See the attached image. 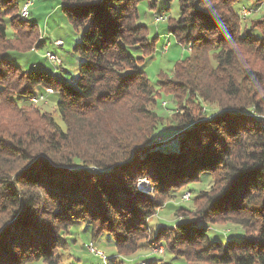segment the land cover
<instances>
[{"label":"trees","instance_id":"16d2710c","mask_svg":"<svg viewBox=\"0 0 264 264\" xmlns=\"http://www.w3.org/2000/svg\"><path fill=\"white\" fill-rule=\"evenodd\" d=\"M244 1L179 0L176 20L158 15L189 55L153 87L142 67L157 37L137 20L139 4L154 9L157 0H59L80 33L76 71L62 79L45 56L50 73L9 60L32 51L23 32L40 30L30 7L25 19L18 0H0V104L18 111L6 126L0 119V264H61L64 235L79 223L89 244L111 237L118 256L147 241L189 264H264V18L246 23L264 0L254 9ZM38 88L56 95L63 128L20 109ZM166 94L195 106L174 115L176 143L155 136ZM205 104L216 107L209 116ZM203 175L212 182L195 211L153 235L148 221L164 199ZM220 222L239 227L242 240L210 241L208 227Z\"/></svg>","mask_w":264,"mask_h":264},{"label":"rangeland","instance_id":"374dc122","mask_svg":"<svg viewBox=\"0 0 264 264\" xmlns=\"http://www.w3.org/2000/svg\"><path fill=\"white\" fill-rule=\"evenodd\" d=\"M178 1L179 0H157L154 9H150L149 4L146 2L141 3L138 6L139 17L137 25L146 28L148 32V40L151 41L157 37L155 53L142 67L153 87H156V82L160 73H165L167 75L171 74L174 65L189 55V52L178 46L172 37H167L165 30L166 23L163 19L157 17L164 13L167 18L176 20L178 18ZM18 2L20 3V6L27 2H31L32 5L29 9L27 20L36 23L40 31H38L36 36H29L27 33L23 32L22 36L26 37V41L31 43L32 51L23 55L10 54L8 55L9 60L15 64L17 63L16 65L20 68L26 67L28 70H44L50 73L51 67L46 64L43 58L50 50L57 55L56 57L59 59L58 64L62 66V70H59L57 73L58 77L61 79L73 77L79 58L74 54L72 49L75 43L79 41L80 33L73 30L72 26L63 16L59 0H18ZM241 3V6H244L245 8L254 9L256 6V0H246ZM236 10H238V7H236ZM252 12L254 13L247 18L246 23L255 19L264 18V3L260 5L258 10L256 9ZM246 13L248 14V12ZM7 33L10 34L11 31L7 29ZM258 34L257 31H254L255 36H258ZM42 39L45 40L40 41ZM165 41L168 43L164 49H161V45L164 44ZM56 42H60V46H56ZM37 43L41 45V48H35ZM131 54L138 56L137 51L132 50ZM22 70L28 72V70H25L24 68H22ZM44 94L45 93H43L41 89H36L34 91V95L37 98V100H35L36 102L30 100L25 105L19 104L22 106L20 109L30 113L32 111L47 113L54 118L60 127L63 128L60 117L56 111V95L51 93L45 97ZM158 100L159 105L156 111L158 115L163 118V125L162 129L159 128L157 130L155 136H159L162 140L172 136V139L170 140H174V143H176L179 135L173 133V129L175 128L172 121L174 115L183 111L181 106L188 108H195V106L190 103H183L181 99L173 98L171 95L167 96V94L161 98L158 96ZM204 108L206 110L205 113H208V116L216 110L215 106L209 107V105L206 104L204 105ZM203 111L204 110H201V112ZM17 113L18 111L15 112L7 105L0 104V119L4 122L5 126L10 124L11 120ZM167 144L168 143H165L164 145ZM141 181L144 180H138V187L143 190L142 192H147L148 189H143V186L148 187L149 183L145 181V184L141 186ZM211 182L212 181L208 175H203L200 177L199 181L185 185L179 191L172 192L169 197L164 199L163 206L148 221V227L153 232V235L157 233L158 228L171 226L182 220L180 216H187L190 215V212L195 211L196 205L199 204L195 201V197H197L199 191H208ZM138 187L136 186L137 189ZM179 208H183L185 211L180 213L178 211ZM84 228L85 226L83 224H76L64 235L68 248L64 252L59 253L61 264H189L170 254H166L164 245L159 243L151 244L147 241L141 242L140 248L134 255L118 256L112 239L108 235L101 236L96 243L91 241V244L98 251L104 253L105 258H107L105 261H101L97 255L90 253L86 249L89 246L90 239L89 234L84 231ZM208 229L207 236L209 240L220 242L222 244H224L229 238L240 241L244 236L239 227L233 226L229 223L220 222L211 225ZM32 264L44 263L42 261H37Z\"/></svg>","mask_w":264,"mask_h":264},{"label":"built area","instance_id":"2783aa9c","mask_svg":"<svg viewBox=\"0 0 264 264\" xmlns=\"http://www.w3.org/2000/svg\"><path fill=\"white\" fill-rule=\"evenodd\" d=\"M31 2H27V3H25V4H23L22 5V14H25L26 15V7H31ZM246 12L247 11H242V13L243 14H246ZM167 44V43H166ZM55 45L56 46H60V42H56L55 43ZM166 45H164V47H165ZM164 47H163V49H164ZM45 58L47 59V61L51 64V65H54V66H59V59L54 55V54H52V53H46L45 54ZM52 92L51 91H48L47 92V95L46 96H48V95H50ZM45 96V97H46ZM41 98H43V97H41ZM33 101H35V100H33ZM36 102V101H35ZM90 253H93V254H95V255H97L98 256V258L101 260V261H105V255H104V253H102V252H100V251H98L91 243L89 244V246L86 248Z\"/></svg>","mask_w":264,"mask_h":264},{"label":"bare ground","instance_id":"6f19581e","mask_svg":"<svg viewBox=\"0 0 264 264\" xmlns=\"http://www.w3.org/2000/svg\"><path fill=\"white\" fill-rule=\"evenodd\" d=\"M28 8H29V7H26V15H25V14H22V7H21L20 14H21L22 17L25 18V17L27 16ZM242 14H243V13H242ZM246 14H247V13H246ZM243 15H245V14H243ZM25 19H26V18H25ZM143 184H145V180L140 182V185H141V186H142ZM143 188L146 189L147 187H144V186H143ZM105 259H107V258H105Z\"/></svg>","mask_w":264,"mask_h":264},{"label":"crops","instance_id":"0c3cea01","mask_svg":"<svg viewBox=\"0 0 264 264\" xmlns=\"http://www.w3.org/2000/svg\"><path fill=\"white\" fill-rule=\"evenodd\" d=\"M46 33V32H45ZM48 52H51L50 50ZM53 53V52H52Z\"/></svg>","mask_w":264,"mask_h":264}]
</instances>
